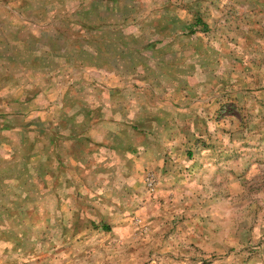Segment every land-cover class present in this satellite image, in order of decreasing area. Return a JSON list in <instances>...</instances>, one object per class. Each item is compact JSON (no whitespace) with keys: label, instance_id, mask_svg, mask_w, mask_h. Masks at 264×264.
<instances>
[{"label":"rangeland","instance_id":"rangeland-1","mask_svg":"<svg viewBox=\"0 0 264 264\" xmlns=\"http://www.w3.org/2000/svg\"><path fill=\"white\" fill-rule=\"evenodd\" d=\"M0 264H264V0H0Z\"/></svg>","mask_w":264,"mask_h":264},{"label":"trees","instance_id":"trees-1","mask_svg":"<svg viewBox=\"0 0 264 264\" xmlns=\"http://www.w3.org/2000/svg\"><path fill=\"white\" fill-rule=\"evenodd\" d=\"M198 22H200V21H198ZM205 26H206V24H205Z\"/></svg>","mask_w":264,"mask_h":264}]
</instances>
